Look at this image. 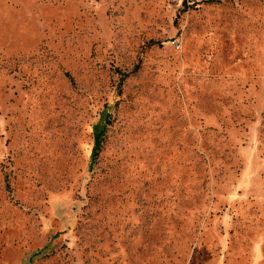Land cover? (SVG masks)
I'll return each mask as SVG.
<instances>
[{
  "label": "rangeland",
  "instance_id": "rangeland-1",
  "mask_svg": "<svg viewBox=\"0 0 264 264\" xmlns=\"http://www.w3.org/2000/svg\"><path fill=\"white\" fill-rule=\"evenodd\" d=\"M0 264H264V0H0Z\"/></svg>",
  "mask_w": 264,
  "mask_h": 264
},
{
  "label": "trees",
  "instance_id": "trees-1",
  "mask_svg": "<svg viewBox=\"0 0 264 264\" xmlns=\"http://www.w3.org/2000/svg\"><path fill=\"white\" fill-rule=\"evenodd\" d=\"M207 1H218V0H207ZM101 142V132H97L94 134V142H93V150L96 152L100 148Z\"/></svg>",
  "mask_w": 264,
  "mask_h": 264
}]
</instances>
